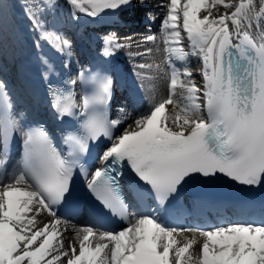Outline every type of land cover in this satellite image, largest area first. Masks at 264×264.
I'll return each instance as SVG.
<instances>
[{"label": "snow or ice", "instance_id": "obj_1", "mask_svg": "<svg viewBox=\"0 0 264 264\" xmlns=\"http://www.w3.org/2000/svg\"><path fill=\"white\" fill-rule=\"evenodd\" d=\"M70 2L91 17L104 10L132 6V0ZM206 2L170 0L162 21L163 29H171L168 36L174 42L181 40V27L187 34L192 45L190 54L202 58L203 86L195 84L190 69L178 75L173 68L171 94L148 112L132 118L119 134L114 129L123 123L122 119L109 120L103 110L109 98L110 78L97 80L99 90L91 100L86 98L83 106L70 102V86L76 84L75 80L66 82L67 92L49 83L51 107L58 120L77 117L78 107L88 109L82 124L84 133L63 138L67 152L54 143L55 137L44 123L25 128L9 116L6 85L0 81V170L9 165V149L15 136L22 141L15 173L0 181V264H193L192 256L185 255L192 241L179 246L174 235L190 229L165 223L166 202L197 177L210 181L223 175L241 185L264 184V43L257 47L249 37L252 0H239L230 15L218 18H210ZM202 10L208 14L201 17ZM25 15L34 29L43 26L31 8L25 7ZM244 21L249 23L245 25ZM144 39L155 41V35ZM40 40L61 53L71 48L70 40L55 31H43L34 42L37 49ZM108 45L113 50L124 46L114 36ZM168 51L180 60L189 54L177 47ZM41 60L48 66L43 73L48 82L52 66L43 57ZM178 87L183 91L176 100L173 95ZM169 104L179 105V111L166 115ZM101 138L108 141L99 156L103 165L89 171L81 157L89 151V142ZM125 167L153 195L155 207L129 210L119 183ZM77 169L99 204L125 226L98 231L92 226L83 227L78 249L69 241V252L64 250L58 227V209L70 196ZM137 196L143 199V192ZM42 210L47 211L51 223L37 226L36 217ZM200 235L204 240L195 264H264V222L219 226L200 230Z\"/></svg>", "mask_w": 264, "mask_h": 264}, {"label": "bare ground", "instance_id": "obj_2", "mask_svg": "<svg viewBox=\"0 0 264 264\" xmlns=\"http://www.w3.org/2000/svg\"><path fill=\"white\" fill-rule=\"evenodd\" d=\"M150 1L155 4L154 7H149ZM169 2L170 0H143V3H141L140 0H132L131 7H122L116 11L104 10L98 12L96 17L87 15L84 21H80L76 17L74 18V14L75 16L81 17V13L78 11L76 6L72 4L71 6L73 12L71 14H66L62 11L59 17V22H57L58 20L55 18L49 19L51 12L35 11L36 19L43 22V26L37 30L33 28L32 22L25 15V7L32 8L34 6L33 3L27 2L20 4L18 0H0V3L3 4V8L0 9V81L5 83V92L10 99L11 95L19 97L18 103L20 105L16 106L15 102L11 101L12 103L9 109V116L24 126L25 118L19 114L18 108H22L23 104L26 103V99H23L24 97L20 98L24 92H22L19 84L14 83V75H20V77L24 78L35 76L30 54L36 48V44L34 42L39 39L43 31H55L66 36L71 42L70 51L72 49V52L75 53L79 62H84L89 58L96 59L97 55H102L112 69V77L115 84L119 89L124 91L123 95L125 96V99L127 101H131L133 99L135 100V97L136 99H139L138 97L142 99V102L139 101L135 107H133L134 114L137 116L138 114L148 112L155 103L166 99L171 94L170 83L173 68L179 75L185 68L190 69L189 67L191 65L198 62L199 65H201L200 70L202 69V58L190 54L192 51V45L187 39V34L183 31L182 27L181 33L184 34L183 42H174L168 36L171 29L165 30L161 28L162 32H157L158 26L161 25V20L167 15V4ZM238 3L239 0H223L222 3L219 2V0H217L216 3H213V0H207L205 8L208 7L207 10L211 11L212 16L210 18H218L223 14L230 15L235 10V5ZM229 4H232L233 7H227ZM162 5H164V7H162ZM251 7L254 9V12L251 18L252 27L248 29L249 37L253 40V43L259 47L262 43H264V38L261 37V32H264V0H252ZM89 9L91 11L90 7ZM35 10H37V7ZM151 12L158 14L159 19L151 23L147 17L144 18V23H147L150 27V31L147 34H142L141 31H139L142 23L141 21H136V19L143 18V15ZM207 14L208 12L205 10H202L199 13L201 17ZM180 23L182 25V17ZM248 23L249 21H244L245 25ZM121 24L127 25L128 29H136L137 32L135 31L134 33H130L132 35L136 34L131 38H126V33H122L124 37L123 41L129 40V42H122L121 44L124 46L119 49L113 50L108 45V40L112 38L97 39L96 35H93V32H97L99 28L104 26L109 25L119 28ZM229 27L230 29L232 27L230 21ZM88 29L91 30L90 33L92 35H86V30ZM150 34L155 35V41L146 42L145 39H143L144 41L136 39L137 37H144ZM118 35L120 34L118 33ZM119 40H121V38ZM116 42H118V40H116ZM141 43L145 45H142V47H140L141 45L138 46V44ZM180 44H183V47ZM41 45L53 47L44 40H40V46ZM82 46L86 48L87 52H85ZM170 47L183 48L184 52L189 54L186 55L183 60H180L177 58L176 54L168 51V48ZM123 48L125 50L139 49L140 52L132 55L130 53L123 52ZM149 48L152 49L151 52L146 51V49ZM70 51L67 53L58 52L62 55L64 62L68 63V69H71V71L75 74L78 64L72 62L71 55L73 56V54L70 55ZM108 51H112L113 54H105ZM129 58L130 62H132L130 64L127 62V59ZM141 64L146 67L140 68L139 65ZM180 78L183 79L182 76ZM192 78L194 81V78H198L201 86H203L204 80L201 75V71L192 73ZM182 91L183 90L178 87L176 93L173 95V98L179 100L181 98L180 94ZM120 96L122 95L120 94ZM116 98L118 99L119 97L116 95ZM40 101L43 103L46 102L45 98H40ZM185 103H187L186 100ZM45 107L46 105L44 108ZM32 109L33 107L31 106L24 108L25 111H31ZM179 109V105H166V115H174V111L178 112ZM48 110L49 108L43 110V112ZM115 114L117 117L116 119H122L123 121V123L116 128L115 133L117 134V132L120 133L123 131V127H126L128 122H131L132 117L127 118L120 110ZM16 136L17 144L14 151L9 152L10 162L7 170H11V172H8L7 175H2V172L6 169L0 170V181L10 178L16 171V166L19 162L17 161L18 156L16 152H18V148H20L22 143L21 137L19 135ZM100 153L101 152L96 155L94 163L101 166L103 162L99 159ZM209 218L213 217L211 216ZM70 221V223H62L60 220V224L58 226L62 239L65 242L64 250L69 252L70 248L68 247V242L70 241L71 244L78 249L79 238L83 235L82 229L86 226L82 225L81 220L76 222H73L72 220ZM36 223L37 226H43V223H51V217L48 215L46 210H42L39 213L36 217ZM79 223L81 224L79 225ZM76 233H79V235ZM174 235L176 240L179 242V246L192 241V247L185 255H191L193 258V264H195L204 240V237L200 235V231L190 230Z\"/></svg>", "mask_w": 264, "mask_h": 264}, {"label": "rangeland", "instance_id": "obj_3", "mask_svg": "<svg viewBox=\"0 0 264 264\" xmlns=\"http://www.w3.org/2000/svg\"><path fill=\"white\" fill-rule=\"evenodd\" d=\"M18 2H20V4L27 3V2L33 3L34 6L31 9L34 12L35 11H37V12L38 11L51 12V14L49 15V19H54L55 18L56 20H58L57 22H59V17L61 15L62 11H64V13H66V14H71L73 12L70 0H18ZM154 6H155V4L152 1H150L149 2V7H154ZM36 7H37V10H35ZM86 7H87V5H86ZM151 9H153V8H151ZM78 11H79V9H78ZM89 11H90V9H89ZM75 17L78 18V20H80V21H84V19L87 17V14L81 13V17H78V16H75ZM146 17L150 20L151 23L154 22L155 20L159 19L158 14H154V13L151 12V13H146L145 15H143V18H137L136 21H141V23H143L144 22V18H146ZM162 21H163V19L161 20V23H160L161 25L158 26V30H157V32H160V33L162 32V29H161L162 28ZM128 22H129V20H128ZM108 26H104L102 28H99V30L97 32H93V35H96L97 39L113 38V36H114L116 38V40H118V43L129 42V40L123 41V39H124L123 34H125V33H126L125 34L126 38H131V36L136 35V34H133V35L130 34V33H134L136 31V29L135 30L127 29L128 28L127 25H124V24H121V26L119 28H116V27H113V26H109L110 27V28H108L109 32H107L104 29L106 27H108ZM148 28H150L148 25L145 24L143 26V24H142L141 28H139L140 29L139 31H141L142 34H147V33H149V31H147L146 33H144L143 31H144V29L147 30ZM86 31L88 32V33L86 32L87 36L88 35H92L90 33V29H88ZM118 33L120 35H118ZM145 37L146 36L137 37L136 39H139L140 41H144L143 39ZM120 38H121L122 41L119 40ZM180 41L181 42L184 41V34L183 33H181V40ZM139 45H141L140 47H142V45H145V44L141 43V44H138V46ZM180 45L183 47V44H180ZM122 51L125 52V53H130L132 55L133 54H137V53L140 52L139 49H131V50L130 49H127V50L124 49ZM127 62H128V64L132 63V62H130V58L127 59ZM200 67H201V65H199L198 62H196L195 64L191 65L189 68L192 71V73H195V72H199L200 71ZM194 79H195V81H194L195 84L198 87H202L201 84H200V80L198 78H194ZM135 117L136 116L134 115L133 118H135ZM128 123H131V122H128ZM127 124H126V126H127ZM124 127H123V130H124Z\"/></svg>", "mask_w": 264, "mask_h": 264}]
</instances>
